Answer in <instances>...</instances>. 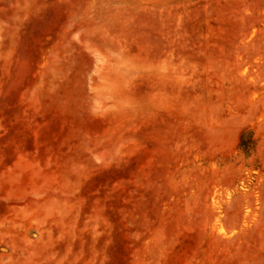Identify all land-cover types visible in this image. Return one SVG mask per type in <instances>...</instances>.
I'll use <instances>...</instances> for the list:
<instances>
[{
    "label": "rangeland",
    "instance_id": "rangeland-1",
    "mask_svg": "<svg viewBox=\"0 0 264 264\" xmlns=\"http://www.w3.org/2000/svg\"><path fill=\"white\" fill-rule=\"evenodd\" d=\"M0 264H264V0H0Z\"/></svg>",
    "mask_w": 264,
    "mask_h": 264
}]
</instances>
